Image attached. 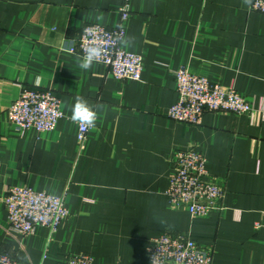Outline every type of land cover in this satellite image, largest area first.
Masks as SVG:
<instances>
[{
    "label": "crops",
    "instance_id": "obj_1",
    "mask_svg": "<svg viewBox=\"0 0 264 264\" xmlns=\"http://www.w3.org/2000/svg\"><path fill=\"white\" fill-rule=\"evenodd\" d=\"M253 1L130 0L122 48L142 58L136 82L97 63L82 70L65 50L85 25L119 27L123 0H0V252L19 264L77 255L148 264L151 239L186 234L212 250V264H264V13L250 11ZM181 67L232 87L255 113L206 112L196 126L170 120ZM29 89L60 100L54 131L19 134L8 121ZM77 97L98 112L81 150L70 119ZM188 150L223 188L222 212L198 219L169 207L175 155ZM17 186L63 198L68 216L55 233L7 232L4 197Z\"/></svg>",
    "mask_w": 264,
    "mask_h": 264
},
{
    "label": "built area",
    "instance_id": "obj_2",
    "mask_svg": "<svg viewBox=\"0 0 264 264\" xmlns=\"http://www.w3.org/2000/svg\"><path fill=\"white\" fill-rule=\"evenodd\" d=\"M130 0H123L120 25L107 29L100 25H85L79 37L71 41L66 52L83 55V49L95 44L105 55L97 63L108 69L117 81H140L143 63L139 55L126 52L124 23L129 17ZM250 11L264 13V0H254ZM177 102L168 109L166 116L175 122L196 126L206 112L249 115L255 113L232 87L211 84L207 79L192 74L186 67L173 72ZM264 121V111L258 112ZM63 118L60 100L50 90H22L7 109V119L15 131L22 134L28 130L37 133L52 132ZM91 128L78 125L77 142L81 150ZM166 198L172 210L187 211L194 218H206L214 212H222L224 198L222 187L208 179L203 156L194 150L178 152L173 163ZM7 214V232L27 237L39 227L55 233L68 216L63 198L36 192L26 187H10L4 197ZM260 226L255 225L258 229ZM212 250L199 246L190 235L164 234L151 239L146 247L148 264H212ZM0 264H19L6 253L0 252ZM64 264H93L89 255L69 257ZM121 264V263H116Z\"/></svg>",
    "mask_w": 264,
    "mask_h": 264
},
{
    "label": "clouds",
    "instance_id": "obj_3",
    "mask_svg": "<svg viewBox=\"0 0 264 264\" xmlns=\"http://www.w3.org/2000/svg\"><path fill=\"white\" fill-rule=\"evenodd\" d=\"M245 2L248 3L249 0H245ZM104 55L102 47L90 44L83 49V55L77 57L78 66L82 70H90L94 64L102 61ZM70 110V119L73 123L78 124L82 129L95 127L98 112L94 111L93 107L83 97H77Z\"/></svg>",
    "mask_w": 264,
    "mask_h": 264
}]
</instances>
